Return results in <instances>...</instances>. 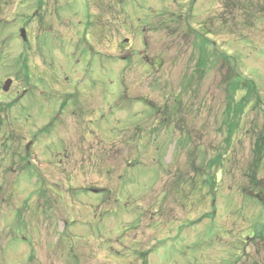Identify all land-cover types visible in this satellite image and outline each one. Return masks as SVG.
Returning <instances> with one entry per match:
<instances>
[{
  "label": "rangeland",
  "instance_id": "obj_1",
  "mask_svg": "<svg viewBox=\"0 0 264 264\" xmlns=\"http://www.w3.org/2000/svg\"><path fill=\"white\" fill-rule=\"evenodd\" d=\"M0 105V264H264V0H0Z\"/></svg>",
  "mask_w": 264,
  "mask_h": 264
},
{
  "label": "flooded vegetation",
  "instance_id": "obj_2",
  "mask_svg": "<svg viewBox=\"0 0 264 264\" xmlns=\"http://www.w3.org/2000/svg\"><path fill=\"white\" fill-rule=\"evenodd\" d=\"M193 1H196V0H193ZM21 96V92H18V90H16V94H15V99L19 98ZM1 109V107H0ZM26 150L22 152V155H20L21 157L24 156H29L31 154V151L29 150L31 148V145H26L25 146ZM15 153L17 152L16 150L14 151ZM250 182H256L255 181V177L251 176L250 179H249ZM257 184V182L255 183ZM249 186V185H248ZM248 186H245V188H249ZM250 189V188H249ZM262 189L260 188V190H255L253 193L255 195H257L258 197L260 198H263L264 199V195L262 194Z\"/></svg>",
  "mask_w": 264,
  "mask_h": 264
},
{
  "label": "water",
  "instance_id": "obj_3",
  "mask_svg": "<svg viewBox=\"0 0 264 264\" xmlns=\"http://www.w3.org/2000/svg\"><path fill=\"white\" fill-rule=\"evenodd\" d=\"M21 34L23 35V37H26V32H25L24 28H22ZM11 83H12V79L11 78L6 79V81H5L4 85H3V88L5 90H8L10 85H11Z\"/></svg>",
  "mask_w": 264,
  "mask_h": 264
}]
</instances>
